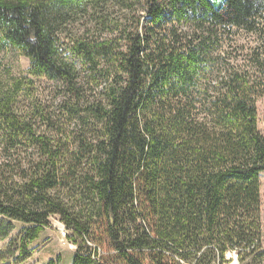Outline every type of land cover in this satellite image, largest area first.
I'll return each instance as SVG.
<instances>
[{
    "label": "trees",
    "instance_id": "1",
    "mask_svg": "<svg viewBox=\"0 0 264 264\" xmlns=\"http://www.w3.org/2000/svg\"><path fill=\"white\" fill-rule=\"evenodd\" d=\"M10 50L29 65L0 60V264L26 262L52 217L72 264H263L264 0H0ZM33 79L60 86L72 148L18 111Z\"/></svg>",
    "mask_w": 264,
    "mask_h": 264
},
{
    "label": "rangeland",
    "instance_id": "2",
    "mask_svg": "<svg viewBox=\"0 0 264 264\" xmlns=\"http://www.w3.org/2000/svg\"><path fill=\"white\" fill-rule=\"evenodd\" d=\"M230 48H226V51L230 53V60L232 64L238 66H244L246 62L247 54L250 49L256 46L254 39L246 34L240 33L236 38L231 41ZM2 65L9 67L11 74L17 78H21L26 75L28 69V61L26 58L20 56L13 50L7 51L0 55ZM246 66V63H245ZM248 70V69H247ZM253 72V71H251ZM60 86L56 83L46 81L44 79H33V86L29 92H25L19 97L18 111L23 115L31 112L34 106L43 109L49 114V117L55 123L60 122L59 128L66 134L64 135L66 142L71 144L72 148L73 139L76 138V134L80 132V127L77 121H69L65 113L61 109L63 94ZM256 107V122L257 128L264 136V95L261 96L254 105ZM37 132L52 136V132L45 128L41 124V119L35 116L32 121ZM88 131V130H86ZM260 223H261V248L264 257V173L261 175L260 180ZM75 205V202H71ZM62 224L58 221V218L52 217L48 219V226L41 232L38 240L32 244L34 250L31 252L30 258L22 264H72V258L75 248L66 241L67 235L62 228ZM5 243L0 244V248L4 247ZM238 259L235 252L230 251L226 254L225 259L229 261V264H246L250 261V258ZM264 259V258H263ZM264 264V261H263Z\"/></svg>",
    "mask_w": 264,
    "mask_h": 264
},
{
    "label": "built area",
    "instance_id": "3",
    "mask_svg": "<svg viewBox=\"0 0 264 264\" xmlns=\"http://www.w3.org/2000/svg\"><path fill=\"white\" fill-rule=\"evenodd\" d=\"M63 228V227H62ZM63 230H64V228H63ZM65 231V230H64Z\"/></svg>",
    "mask_w": 264,
    "mask_h": 264
}]
</instances>
